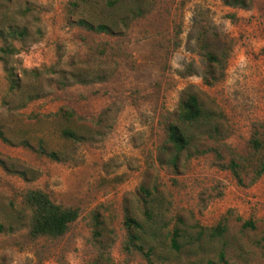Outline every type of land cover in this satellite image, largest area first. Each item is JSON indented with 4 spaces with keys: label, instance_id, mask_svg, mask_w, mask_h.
<instances>
[{
    "label": "rangeland",
    "instance_id": "1",
    "mask_svg": "<svg viewBox=\"0 0 264 264\" xmlns=\"http://www.w3.org/2000/svg\"><path fill=\"white\" fill-rule=\"evenodd\" d=\"M71 1L10 5L34 12L23 22L33 36L10 57L20 92H9L0 59V222L10 227L0 233V264H222L223 248L232 264H264V174L256 175L264 162V0H147L143 15L114 35L71 23L79 16ZM72 72L92 77L81 82ZM188 93L219 130L191 127L193 141L174 165L166 127ZM64 128L84 138L66 139ZM31 188L79 209L64 235L29 236L22 199ZM127 212L147 222L142 251L124 246ZM248 219L257 229L243 228ZM179 221L186 232L177 250ZM221 221L228 229L216 240Z\"/></svg>",
    "mask_w": 264,
    "mask_h": 264
},
{
    "label": "trees",
    "instance_id": "2",
    "mask_svg": "<svg viewBox=\"0 0 264 264\" xmlns=\"http://www.w3.org/2000/svg\"><path fill=\"white\" fill-rule=\"evenodd\" d=\"M240 2L239 0H235ZM14 3V2H13ZM147 0H74L70 2V11L72 13L79 12L76 19L70 20L71 23L82 26L88 30L96 33H104L114 35L116 30L120 27H129L130 22L143 15L146 9ZM12 0H4V5H0V59L5 65L7 73V80L9 83V92L16 94L23 88L21 78L15 72L14 67L10 66V57H12L18 50L16 43H26L32 36L30 28L23 24L24 20L34 9L27 5L22 8L19 5V13L12 12L10 5ZM116 13L118 18L116 17ZM97 18H100L98 20ZM210 60L216 61V57L212 54L209 55ZM71 77L81 78V82H86L87 78H91V74L71 73ZM27 100H32V97L27 94ZM27 101L20 103L19 107H23ZM66 117L71 119L73 117L71 112H64ZM212 116L196 93H188L181 99L178 109L176 121H170L166 127L168 147H172L175 151L171 162L177 165L179 156L182 152L188 150L192 141L193 134L191 127H196L199 123L205 127L201 134L215 133L219 130L218 125L211 123L209 120ZM199 129L198 127H196ZM201 128V127H200ZM200 130V129H199ZM62 136L66 139L80 140L84 138L80 133L72 128H64L61 132ZM255 149L262 147L259 139L253 140ZM42 152L49 155L54 159H60L58 153L54 151ZM239 164L235 161L232 162L231 168L236 178L241 181V173L237 167ZM264 174V162L261 163L257 171V177ZM24 208L29 214L28 220V234L32 239L43 236L59 237L64 235L70 228V225L76 221L80 215L79 209L73 206H64L56 203L48 192L40 188H31L23 194ZM172 231V246L180 250V239L184 237L185 223L179 221ZM127 229L128 239L125 242V248L131 252L132 249L142 251L146 243L150 244V240L146 233L147 222H144L131 214L126 213L124 220ZM243 228L257 229L255 222L252 219L245 220L242 224ZM228 227L221 221L215 226L210 234V237L220 239L225 236ZM10 231L4 223L0 222V233ZM203 234V233H202ZM189 240L193 242V238L189 235ZM262 241L264 242V236ZM218 261L222 264H232L227 259L225 249H221L218 253ZM212 260L206 263L199 262L197 264H212Z\"/></svg>",
    "mask_w": 264,
    "mask_h": 264
}]
</instances>
